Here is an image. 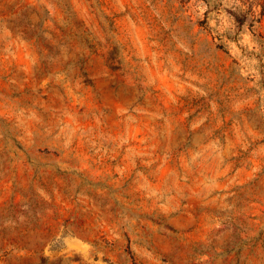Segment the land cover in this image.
<instances>
[{
  "label": "rangeland",
  "instance_id": "374dc122",
  "mask_svg": "<svg viewBox=\"0 0 264 264\" xmlns=\"http://www.w3.org/2000/svg\"><path fill=\"white\" fill-rule=\"evenodd\" d=\"M0 264H264V0H0Z\"/></svg>",
  "mask_w": 264,
  "mask_h": 264
},
{
  "label": "trees",
  "instance_id": "16d2710c",
  "mask_svg": "<svg viewBox=\"0 0 264 264\" xmlns=\"http://www.w3.org/2000/svg\"><path fill=\"white\" fill-rule=\"evenodd\" d=\"M236 9H239L238 7H236Z\"/></svg>",
  "mask_w": 264,
  "mask_h": 264
}]
</instances>
